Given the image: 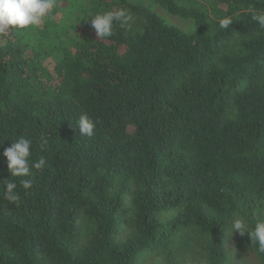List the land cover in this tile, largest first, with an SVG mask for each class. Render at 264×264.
Instances as JSON below:
<instances>
[{
    "label": "trees",
    "instance_id": "1",
    "mask_svg": "<svg viewBox=\"0 0 264 264\" xmlns=\"http://www.w3.org/2000/svg\"><path fill=\"white\" fill-rule=\"evenodd\" d=\"M56 2L0 35V264H264L230 230L264 219V0ZM20 136L46 165L15 178Z\"/></svg>",
    "mask_w": 264,
    "mask_h": 264
},
{
    "label": "clouds",
    "instance_id": "2",
    "mask_svg": "<svg viewBox=\"0 0 264 264\" xmlns=\"http://www.w3.org/2000/svg\"><path fill=\"white\" fill-rule=\"evenodd\" d=\"M58 7L56 0H0V35H4L16 30H26L29 27H39L45 17L49 16L51 10ZM131 16L125 9L115 12L96 14L90 19L91 27L94 29L99 39L111 37L113 35L114 21L127 23ZM252 19L259 26L264 27V14H255L253 10ZM87 21V20H86ZM233 23L230 16L220 20V27L227 29ZM76 129L81 136L92 137L96 129V123L86 114L79 117ZM33 141L31 138L20 136L5 148L2 156L6 158L7 170L11 177L23 178L32 175L31 169L42 170L46 165L44 157L29 164V157L32 155ZM2 147V145H0ZM19 183L24 190L32 187L31 179H20ZM17 181L4 184V196L9 202L16 203L20 200V195L16 191ZM232 233H239L241 236L247 234L251 241H255L259 250L264 252V219L257 218L255 227L249 228L241 218H235L230 224Z\"/></svg>",
    "mask_w": 264,
    "mask_h": 264
}]
</instances>
